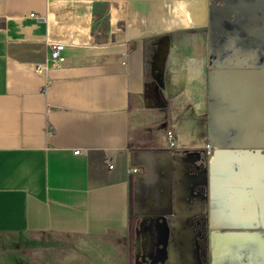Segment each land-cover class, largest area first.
Instances as JSON below:
<instances>
[{
    "label": "crops",
    "instance_id": "1",
    "mask_svg": "<svg viewBox=\"0 0 264 264\" xmlns=\"http://www.w3.org/2000/svg\"><path fill=\"white\" fill-rule=\"evenodd\" d=\"M47 41L63 65L35 71ZM167 129L201 146L172 217ZM131 244L264 264V0H0V264H128Z\"/></svg>",
    "mask_w": 264,
    "mask_h": 264
},
{
    "label": "built area",
    "instance_id": "2",
    "mask_svg": "<svg viewBox=\"0 0 264 264\" xmlns=\"http://www.w3.org/2000/svg\"><path fill=\"white\" fill-rule=\"evenodd\" d=\"M47 48H48L47 60L45 62L34 63L35 71H41L45 69L48 65L54 69H59L62 67L63 62H64V57L62 55V51L64 49V43L60 41H47ZM163 146L167 149L179 147V150H177L176 154H180L181 149H186L183 146H178V143H174L170 135L166 143L163 144ZM79 152H80V149L74 150V154H78ZM104 161H105V165L107 169L110 170L113 168L114 159L112 155L106 156ZM138 169H140L138 166H133L131 170L132 172H137Z\"/></svg>",
    "mask_w": 264,
    "mask_h": 264
},
{
    "label": "flooded vegetation",
    "instance_id": "3",
    "mask_svg": "<svg viewBox=\"0 0 264 264\" xmlns=\"http://www.w3.org/2000/svg\"><path fill=\"white\" fill-rule=\"evenodd\" d=\"M193 160H194V157L191 156L190 154H187V155L181 157L180 159H178V162L176 160L174 161V159H172L171 177H170V179H171L170 180V186H171V189H172V193H171L172 197H171L170 207H167V209L169 210L168 216H171V215L175 214V206H176L177 202H179L181 199H183V196H184V199L188 200V198H185L186 190L180 189L179 185H180V182H182L183 180H186V178L189 179L191 163H192ZM184 161L185 162L187 161V163H188L187 164V169H186L188 173L186 175L185 174L181 175L179 170H183V162ZM185 167L186 166H184V168ZM191 193L192 192L190 191V196L192 195ZM197 194H198V192H197ZM197 196L198 195H195V197H197ZM189 199H190V197H189ZM171 227L174 229V225L171 224Z\"/></svg>",
    "mask_w": 264,
    "mask_h": 264
},
{
    "label": "rangeland",
    "instance_id": "4",
    "mask_svg": "<svg viewBox=\"0 0 264 264\" xmlns=\"http://www.w3.org/2000/svg\"><path fill=\"white\" fill-rule=\"evenodd\" d=\"M170 131V133H171V138L173 139L174 137L176 138V135H175V133H174V131L173 130H170V129H167V131H166V133H165V135H166V137H167V139H168V137H169V131ZM182 139L183 138H181V141L178 143L177 142V140L175 139V140H173L174 141V143H178V146H182L183 145V147H184V145H186V149H181V153L180 154H176V152H177V150H179V147H177V148H171L170 150L172 151V159H176V161L178 162V159H180L181 157H183V156H185V154L190 150V146H187V145H200L198 142H191V141H182ZM187 142H189V144H187ZM173 175V174H172ZM190 191L191 190H186V192H185V198H188L189 199V197H190ZM169 195H170V200H171V197H172V189H170L169 190ZM166 195H167V191H166ZM167 197V196H166ZM140 229V232L139 233H136V238L138 237V238H142V236H143V232H142V228L140 227L139 228ZM159 248H161V247H157L156 249H159ZM129 255L131 256V258H130V261L128 262V264H132V263H134V264H148V263H146L147 262V260H146V254H144V252H143V248H142V245H141V247H139V250H137L138 252H135L134 253V251L136 250V247L135 246H132V244L130 245V247H129ZM127 264V263H126Z\"/></svg>",
    "mask_w": 264,
    "mask_h": 264
},
{
    "label": "water",
    "instance_id": "5",
    "mask_svg": "<svg viewBox=\"0 0 264 264\" xmlns=\"http://www.w3.org/2000/svg\"><path fill=\"white\" fill-rule=\"evenodd\" d=\"M162 158L164 160V163L166 165V172H167V199H168V202L169 204L171 203V200H170V193H169V190L171 189V186H170V177H171V165H172V157L170 155V153L168 152H163L162 153Z\"/></svg>",
    "mask_w": 264,
    "mask_h": 264
},
{
    "label": "bare ground",
    "instance_id": "6",
    "mask_svg": "<svg viewBox=\"0 0 264 264\" xmlns=\"http://www.w3.org/2000/svg\"><path fill=\"white\" fill-rule=\"evenodd\" d=\"M187 144H189V143L187 142ZM180 146H181V145H180ZM182 146H183V145H182ZM187 146H190L189 148H197V147H201L200 145H197V144H196V145H193V146L189 144V145H187ZM184 147L186 148V145H184Z\"/></svg>",
    "mask_w": 264,
    "mask_h": 264
}]
</instances>
